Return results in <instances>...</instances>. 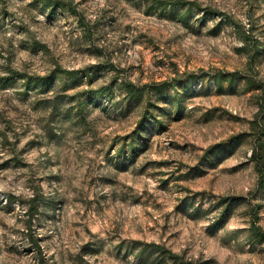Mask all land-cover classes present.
I'll list each match as a JSON object with an SVG mask.
<instances>
[{
  "label": "rangeland",
  "instance_id": "rangeland-1",
  "mask_svg": "<svg viewBox=\"0 0 264 264\" xmlns=\"http://www.w3.org/2000/svg\"><path fill=\"white\" fill-rule=\"evenodd\" d=\"M66 1L83 23L41 0L0 2V264H137L138 242L161 243L193 264H264V240L250 228L257 213L264 233L250 135L254 83H264V0H189L214 13ZM55 65L89 71L92 81L57 74L28 89L10 79ZM115 79L152 89L158 120L135 152L119 153L145 101L126 104L116 89L92 92L83 113L76 104L79 89ZM164 81L163 92L153 90ZM233 136L241 141L220 161L204 159ZM222 197L238 200L219 223Z\"/></svg>",
  "mask_w": 264,
  "mask_h": 264
},
{
  "label": "trees",
  "instance_id": "trees-1",
  "mask_svg": "<svg viewBox=\"0 0 264 264\" xmlns=\"http://www.w3.org/2000/svg\"><path fill=\"white\" fill-rule=\"evenodd\" d=\"M5 0H0L3 2ZM46 6L49 7L50 10H55L57 8L68 9L71 13L78 16V21L82 23L85 20V17L82 13L74 6L71 2L66 0H41ZM146 4L152 6L154 10H158L160 12H165L167 10H171L180 6H187L188 10H191L193 7H196L199 11H207L209 13H214V10L211 9H202L199 5L195 4L189 0H145ZM218 14H221L218 12ZM223 15V14H221ZM66 75L69 76L72 80L78 81V79L86 78L87 82L90 83L92 81V75L89 71L86 72L85 75H81L80 70L76 69H66L60 65H55L54 69L46 75H33L26 76L21 73H14L10 79L21 78L26 82V88H30L31 86H45L47 87L55 78L56 75ZM215 80L217 82V86L222 88V77L219 75L215 76ZM249 81H252L248 77ZM154 91L161 93L167 87V82H159L153 85ZM119 89L120 92L125 96L126 104L135 102H143L145 101V108L142 113V117L138 121L136 128L131 135L129 141H127L124 146L120 149L119 153L127 152V148L130 152L136 151L135 140L137 138H141L144 134V129L146 124L153 120H158V115L156 113H151L152 107V89H145L142 86L134 83L133 81H129L127 79H121L120 82L115 79L107 86H103L95 91H90L87 89H79L77 91V99L76 104L80 113H83L84 100L86 98H92L93 93L96 95H106L111 97L112 94L115 93V90ZM254 90L256 91V96L259 104V111L256 114V117L251 122V133L250 135L256 141V147L252 150V159L256 162L255 169L258 173V187L264 189V83H254ZM179 92V89L176 88V93ZM241 141L240 136H233L226 142H221L215 145L210 146L204 153V159L207 161H220L222 159L223 153L231 150L236 144ZM37 194L35 193L33 196L32 202L28 205L27 213L30 218V221H33V218L36 214L37 208ZM238 200L237 197H222L219 200L220 204L226 206V210H224L219 218V223L224 220L226 213L229 211V207L233 206V204ZM259 214L255 213L254 218L251 221V230L254 235L260 237V240H264V233L261 225H259ZM32 244L37 247V249L41 252V244L32 240ZM136 244H140V249L137 252L138 262L137 264H193L192 261L186 260L182 255L174 252L170 248L165 245L157 242H138Z\"/></svg>",
  "mask_w": 264,
  "mask_h": 264
}]
</instances>
